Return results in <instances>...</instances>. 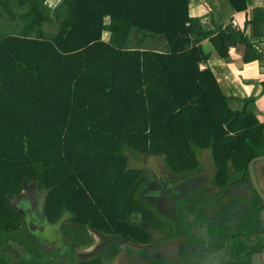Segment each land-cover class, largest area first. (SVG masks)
Returning <instances> with one entry per match:
<instances>
[{
    "label": "trees",
    "instance_id": "1",
    "mask_svg": "<svg viewBox=\"0 0 264 264\" xmlns=\"http://www.w3.org/2000/svg\"><path fill=\"white\" fill-rule=\"evenodd\" d=\"M52 1L0 0V235L18 225L13 199L29 188L49 218L67 212L149 243L159 226L142 196L150 177L130 156H162L181 173L208 150L224 184L230 162L241 169L264 155L258 114L249 103L235 109L211 69L200 70L208 38L219 58L243 43L245 62L258 60L261 8L251 34L212 37L190 0ZM251 1L230 0L238 12ZM156 37L165 53L146 45Z\"/></svg>",
    "mask_w": 264,
    "mask_h": 264
},
{
    "label": "flooded vegetation",
    "instance_id": "2",
    "mask_svg": "<svg viewBox=\"0 0 264 264\" xmlns=\"http://www.w3.org/2000/svg\"><path fill=\"white\" fill-rule=\"evenodd\" d=\"M211 159L213 170L206 161L200 166L198 158L191 171L166 167L164 177L151 173L142 196L156 211L159 226L148 228L149 243L104 234L67 212L49 218L43 196L28 188L13 199L19 220L0 235V264H264V155L241 169L230 162L224 184ZM129 222L140 221L131 217ZM107 245L110 251L103 250Z\"/></svg>",
    "mask_w": 264,
    "mask_h": 264
},
{
    "label": "crops",
    "instance_id": "3",
    "mask_svg": "<svg viewBox=\"0 0 264 264\" xmlns=\"http://www.w3.org/2000/svg\"><path fill=\"white\" fill-rule=\"evenodd\" d=\"M256 8L264 11V0H252L250 8L243 12L236 11L230 0H190L189 5L191 17L200 19L203 27L212 37L220 31L232 29L251 34ZM256 43L258 58L254 51H251L250 57H256L254 59L258 60L248 64L245 62L247 56L245 44L239 43L232 47L227 58H219L210 39H205L201 45L210 59L207 65L201 66L211 69L235 109H242L246 103H249L250 110L258 114L264 122V36ZM149 46L151 51L165 53L168 42L158 37ZM158 47L160 49H157ZM253 105H255L254 110L251 108ZM156 252L163 256L165 251ZM136 264H140V260Z\"/></svg>",
    "mask_w": 264,
    "mask_h": 264
},
{
    "label": "rangeland",
    "instance_id": "4",
    "mask_svg": "<svg viewBox=\"0 0 264 264\" xmlns=\"http://www.w3.org/2000/svg\"><path fill=\"white\" fill-rule=\"evenodd\" d=\"M59 0H53L52 2H58ZM158 38V37H156ZM153 39H147L146 45L150 47L149 45ZM160 38V37H159ZM164 38V37H162ZM164 46V43H163ZM150 49V48H149ZM157 49H160L159 47ZM151 50V49H150ZM253 110L255 109V105L251 107ZM199 160H200V166L201 163L204 165V161H206L207 167L211 170H213V166H209V164L212 162L211 159V153L208 150H201L199 151ZM131 165L133 167L143 168L147 171L149 177L151 173H154L156 177H164L166 175L167 170L165 169L166 166L164 165L163 157L162 156H142V157H131L130 156ZM112 247L110 246H104V251H110Z\"/></svg>",
    "mask_w": 264,
    "mask_h": 264
},
{
    "label": "water",
    "instance_id": "5",
    "mask_svg": "<svg viewBox=\"0 0 264 264\" xmlns=\"http://www.w3.org/2000/svg\"><path fill=\"white\" fill-rule=\"evenodd\" d=\"M257 159H261V158H257ZM251 168H252L253 179H254V181H255V183H256V186L258 187V190H260L261 187H260V185L258 184L257 179H256V176H255V173H254V162H252V164H251ZM260 194H261L262 196H264V194H263V192H262L261 190H260ZM211 247H212L211 250H213L214 247H213V246H211ZM202 250H206V252H207V251H208V247H207L206 245H204V246L202 247Z\"/></svg>",
    "mask_w": 264,
    "mask_h": 264
},
{
    "label": "built area",
    "instance_id": "6",
    "mask_svg": "<svg viewBox=\"0 0 264 264\" xmlns=\"http://www.w3.org/2000/svg\"><path fill=\"white\" fill-rule=\"evenodd\" d=\"M204 69H205L204 67L200 66V70H201V71H203Z\"/></svg>",
    "mask_w": 264,
    "mask_h": 264
}]
</instances>
